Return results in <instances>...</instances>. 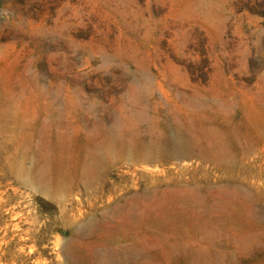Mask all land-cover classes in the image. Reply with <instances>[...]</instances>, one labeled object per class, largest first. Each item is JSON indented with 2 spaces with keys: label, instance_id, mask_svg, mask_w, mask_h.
<instances>
[{
  "label": "rangeland",
  "instance_id": "rangeland-1",
  "mask_svg": "<svg viewBox=\"0 0 264 264\" xmlns=\"http://www.w3.org/2000/svg\"><path fill=\"white\" fill-rule=\"evenodd\" d=\"M7 105L20 142L65 155L67 183L82 154L121 150V139L137 150L166 133L193 157L103 163L95 203L17 189L4 204L15 187L0 182V264H264V0H0V111ZM151 183L145 213L176 216L158 236L179 246L144 234L149 245L110 260L96 236L71 241L88 215ZM168 187L183 200L164 197Z\"/></svg>",
  "mask_w": 264,
  "mask_h": 264
},
{
  "label": "bare ground",
  "instance_id": "bare-ground-1",
  "mask_svg": "<svg viewBox=\"0 0 264 264\" xmlns=\"http://www.w3.org/2000/svg\"><path fill=\"white\" fill-rule=\"evenodd\" d=\"M11 112V105L2 106L0 111V182H7L9 183L7 186H13V188L15 187L14 190H11L10 194L7 192L8 195H6L7 199L4 204L13 202L12 196L13 199H17V189H24L29 191V193L34 196H40L46 201L53 202L58 205L69 202L74 196L86 197L87 202L91 201L95 203L99 199L98 196L103 194L101 180L104 178L101 179V176L105 175L107 166L113 165L115 162H121L124 167L130 169L140 164H152L156 165L157 167V165L166 163L169 164L171 161H179L184 159L188 160L193 157H190V155L184 151L185 149L183 152L182 150H178L168 139V134L164 132V135L162 134V137L160 136L159 139L156 138V140H146V143H138L137 145L139 149L137 150H134L133 146L128 147V145H130L129 140L121 139L118 141V144L124 149H115V151L107 150L103 153L90 150L87 153L82 154L84 159L82 164H80L79 170L75 171L73 181L67 183L63 176V166L66 162L65 155L63 153H55L54 150L56 151V149L52 151L44 150L37 155V152H33L29 144H26V142L25 144L20 142L18 140L19 125H16L13 118H11ZM171 134H173V139H175L176 142L178 140L183 145L185 143V147H187V141H183L182 134L180 135L178 130L175 129ZM170 138L172 137L170 136ZM103 163H107L105 168L101 167ZM182 171L183 169L181 172ZM178 175L179 174L176 176L178 177ZM134 178L135 177L131 179ZM262 180L264 182L263 178ZM126 184L124 186H127ZM189 184L191 185V182ZM151 185L155 184L151 183L147 186L134 189L135 193L132 199L122 201L119 200L113 206V208L108 211V213L105 212L101 214L88 215L85 225L81 227L80 230L71 232V241H73V238L83 239L96 236L101 243L103 242L106 245L99 253L103 257L109 256L108 258L110 260H116L117 258L123 257L124 253L128 251H140L141 248L149 245V243H147V241L144 239V234L153 235L155 237L154 244L156 245L168 244L170 247L179 246L180 240H177L176 238L166 240L163 237L158 236V230L165 228L167 229L169 228V225L173 223V220L177 221L176 216H171L168 214V212H160L158 214L155 213L156 215L153 216H148L145 213L148 211V209H145L144 205H151L152 203H149V201L154 199L151 197L154 195V191H151V189L148 188ZM131 186L134 185L131 184ZM177 186H181L180 182L177 183ZM110 188H112V186ZM176 192L177 190H173L172 188L168 187L164 189L161 194L163 193V196L166 198L169 197L176 199V202H178L182 198L178 196ZM259 196L261 201V209L259 210V213L264 217V190ZM160 197H162V195ZM192 198L193 195L190 196L188 200H191ZM156 201L154 202L156 203ZM160 204L159 207L161 206ZM136 208L140 209L141 212H136ZM253 213L256 214L255 211ZM141 225L146 226V228L142 229L143 227L141 228ZM170 226H173V224ZM127 230L130 233H128ZM115 237L118 238L116 239Z\"/></svg>",
  "mask_w": 264,
  "mask_h": 264
}]
</instances>
